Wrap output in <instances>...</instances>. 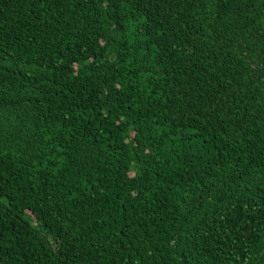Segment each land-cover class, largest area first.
Returning <instances> with one entry per match:
<instances>
[{
  "label": "trees",
  "instance_id": "1",
  "mask_svg": "<svg viewBox=\"0 0 264 264\" xmlns=\"http://www.w3.org/2000/svg\"><path fill=\"white\" fill-rule=\"evenodd\" d=\"M0 264H264V0H0Z\"/></svg>",
  "mask_w": 264,
  "mask_h": 264
}]
</instances>
